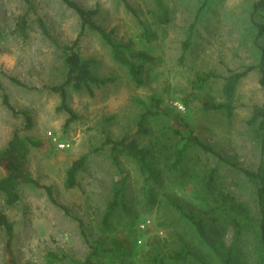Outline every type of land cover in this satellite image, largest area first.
<instances>
[{"label":"rangeland","instance_id":"obj_1","mask_svg":"<svg viewBox=\"0 0 264 264\" xmlns=\"http://www.w3.org/2000/svg\"><path fill=\"white\" fill-rule=\"evenodd\" d=\"M74 1L98 9L97 22L114 31L122 46L153 59L143 64L139 84L98 34L82 32L79 17L61 0H0V179L8 175L3 153L16 131L40 143L29 147L24 164L36 184L22 182L20 202L13 207L0 193V211L14 226L10 245L5 228H0V264H154L152 245L160 238L170 253L178 244L175 232L199 246L192 227L179 220L163 196L168 191L185 204L195 196L211 198L204 176L217 166L215 158L189 152L181 171L173 167L190 132L242 168L256 171L264 165V150L249 124L254 108L264 105L257 70L239 83L231 117L203 105L226 103L224 78L259 64L264 37L257 39V24L264 18L252 17L255 0H209L187 51L183 44L204 0H158L169 12L168 23L160 19L157 0H127L135 13L119 0ZM22 17L27 19L26 35L19 30ZM40 21L52 39L43 34ZM75 42L82 58L93 61V72L110 81L91 91L67 88L68 106L76 117L66 126L71 116L59 110L62 99L53 88L67 79L62 47ZM208 74L217 77L207 79ZM6 98L13 111L5 105ZM158 102L156 109L152 104ZM149 111L159 115L146 118L148 134H143L140 122ZM26 113L32 118L31 129ZM123 138L161 155L165 188L157 198L162 205L148 204L138 166L113 151V142ZM84 156L77 185L69 189L68 171ZM115 186L124 188V206L104 230ZM215 186L234 192L255 214L252 186L237 170L220 165ZM48 189L59 205L51 201ZM233 240L228 232L226 244ZM99 247L117 251L94 255ZM237 248L242 263L258 264L252 243Z\"/></svg>","mask_w":264,"mask_h":264},{"label":"trees","instance_id":"obj_2","mask_svg":"<svg viewBox=\"0 0 264 264\" xmlns=\"http://www.w3.org/2000/svg\"><path fill=\"white\" fill-rule=\"evenodd\" d=\"M61 1L77 14L80 20L82 32L84 33L88 30L98 34L111 48L114 58L128 68L134 81L141 84V75L144 69L143 64L153 58L149 54L143 52H132L129 48H127V46L125 47L118 43L113 37L114 31L108 32L97 22L96 18L100 13L98 9L88 10L74 0ZM119 1L122 2L129 11L135 13L127 0ZM208 5L209 0H204L200 6L197 12L196 21L190 27L189 36L183 44L185 51L190 48L194 28L199 17L204 13V11H206ZM158 6L162 11V15L160 16L161 21L168 23L170 20L168 10L160 1H158ZM257 16L264 18V0H255L253 4L252 17ZM40 27L43 34L48 38H51V34L44 22L40 21ZM257 29V39L259 40L264 37V23L257 24ZM19 30L21 33L26 35V17H22L20 19ZM145 33L149 34L148 29H146ZM77 45V42H75L73 46L62 47L64 52V66L67 70V79L61 86L53 88V91L59 94L62 99V105L59 110L66 111L71 116L66 122V126L74 121L76 117L73 110L68 106L67 88L71 86L74 91L77 92L84 89L91 91L92 86L102 87L110 81L108 79L98 77L93 72V61L82 58L79 52L75 50ZM260 52L261 56L258 65L250 66L244 72H232L230 76L224 78L222 90L226 98V103L218 105L203 104L206 110L215 113H226L227 116L231 117L234 109L233 98L239 83L249 73L255 70H257L260 74L259 83L264 94V47H260ZM126 53H128L130 57L126 56ZM134 60L140 62L135 63L133 62ZM206 77L209 79L210 77L217 76L214 74H208ZM200 82H204V79L202 78ZM4 103L10 110L13 111L7 98ZM156 104L152 105L158 109L160 107V102ZM156 115H159V112L155 113L149 111L143 116L140 122L141 133L148 134V130L145 128L146 118ZM24 116L26 117L27 128L31 129L33 126L32 118L27 113ZM249 124L255 128L258 141H260L262 149L264 150V105L262 107L254 108ZM39 146V142L21 136L19 130L14 133L12 139L9 141L8 147L3 153V157L8 159V175L0 179V193L4 196L7 206L13 207L20 202L21 198L19 188L22 182L29 181L36 184V182H34L25 171L24 164L29 155V147ZM112 149L119 155L132 160L138 166L139 170L145 177V190L143 191L148 199V204L154 206L156 203H159L162 205V201L158 200L157 194L165 188V172L164 169L160 167L162 157L161 155L158 156L159 152H157V154L153 153L152 150L145 146H140L137 140L131 138H123L122 140L113 142ZM194 151L212 156L217 161V166L212 168L210 172L204 176L205 189L206 192L211 195V198H209L208 195L201 197L195 196L193 202H187V204H185V202L180 201L176 195L171 194L168 191L164 192L165 196L163 197L165 198V205L178 214L179 220L184 221L187 225L192 227L196 237L200 241V245L196 247L193 242L187 240L186 237L180 233L175 232L178 244L170 251V253H166L165 245L161 246V240L159 238L157 242L152 245L153 252H155L153 263L247 264L246 262H241L237 245L240 244L244 246L246 242H250L253 245L252 250H254L258 264H264V165H261L256 171L242 168L236 163H233L221 152L214 149L211 145L206 144L198 136L190 132L186 138H183V144L181 145L178 157L174 162L173 167L181 171L189 152ZM86 160L87 157L84 156L73 163L68 171V179L66 183L67 188L71 189L77 185V176L79 172L84 169ZM220 165L231 166L241 174L242 178L248 184L252 186L257 209L255 214H253L251 208L238 200L234 192H225L224 189H222V186L216 188L215 183ZM48 191L51 201L54 204L59 205L52 196L51 190L48 189ZM124 198V188L120 189L118 186H115L112 199L109 202L104 216L102 224L104 230H109L108 223L115 216L117 209L124 206ZM161 227L164 228V226ZM0 228H5L9 238L8 244L10 245L14 236V226L8 220L7 215L2 211H0ZM231 231L233 233L234 240L231 245H228L225 242V237L226 234ZM158 235L159 234H157V236ZM116 251L117 249L113 247L106 250L99 247L94 248L93 254H116Z\"/></svg>","mask_w":264,"mask_h":264},{"label":"built area","instance_id":"obj_3","mask_svg":"<svg viewBox=\"0 0 264 264\" xmlns=\"http://www.w3.org/2000/svg\"><path fill=\"white\" fill-rule=\"evenodd\" d=\"M66 147H67V146H65V145H62V146H61V148H66Z\"/></svg>","mask_w":264,"mask_h":264}]
</instances>
